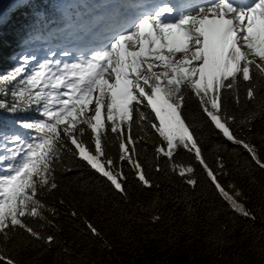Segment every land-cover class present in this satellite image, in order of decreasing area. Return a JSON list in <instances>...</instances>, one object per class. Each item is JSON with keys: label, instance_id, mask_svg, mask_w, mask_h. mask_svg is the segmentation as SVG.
Masks as SVG:
<instances>
[{"label": "snow or ice", "instance_id": "snow-or-ice-1", "mask_svg": "<svg viewBox=\"0 0 264 264\" xmlns=\"http://www.w3.org/2000/svg\"><path fill=\"white\" fill-rule=\"evenodd\" d=\"M20 9H30L32 22L12 57L13 67L0 73V111L12 117L0 120V264H20L13 254L17 234L49 246L54 242V236L42 235L28 220L54 226L48 217L56 210L41 197L58 187L55 171L63 151L85 161L125 197L124 162L140 183L152 187L139 161L133 125L156 137V159L167 158L187 185L194 188L197 181L186 175L193 173L191 166L173 162L181 148L194 154L234 211L251 216L240 202L242 193L235 185L227 191L205 161L183 108L194 97L210 125L264 171L261 150L231 131L238 119L249 131L258 115L264 119V102L239 118L223 107L225 91L245 82L251 102L256 99L253 81H264V0H202L179 6L168 0H137L118 14L121 19L102 41L70 60L56 58L71 57L67 49H49L43 57L29 49L35 25L50 16L34 0H19ZM6 22L0 16V25ZM235 100L239 105L238 95ZM18 114L25 118L17 119ZM109 133L118 158L108 154ZM217 161L222 170L223 162ZM151 219L156 223L161 217ZM84 224L110 248L91 221Z\"/></svg>", "mask_w": 264, "mask_h": 264}, {"label": "trees", "instance_id": "trees-1", "mask_svg": "<svg viewBox=\"0 0 264 264\" xmlns=\"http://www.w3.org/2000/svg\"><path fill=\"white\" fill-rule=\"evenodd\" d=\"M52 1L34 0V4L50 16ZM27 15L30 9L13 11L11 23L5 25L12 31L0 34V67L9 61L10 55H3L9 44L20 42L25 36L23 18ZM253 83L256 99L251 102L246 99L250 85L245 82L237 90L224 92L223 107L229 114L239 118L264 102V81ZM3 113L0 111V116ZM183 116L219 182L230 193V186L235 185L242 193L240 202L251 216L234 211L194 154L181 148L174 153L173 162L191 166L193 173L186 175L197 181L194 188L187 185L172 170L167 158L156 159L153 151L156 137L146 127L133 125L139 161L152 187L140 183L131 166L124 162L125 197L85 161L63 151L55 171L58 187L41 197L56 210V215L48 217L54 226L44 223L41 227L40 221L28 220L42 235H52L55 240L49 246L44 241L31 240L26 234H17L14 243L18 246L13 254L20 264H264V171L250 161L241 146L228 141L210 125L194 97L185 101ZM1 120L9 121L2 116ZM231 131L255 144L264 158V119L258 115L250 131L238 119ZM107 145L108 154L118 158V147L114 146L111 133ZM218 157L224 165L222 170ZM157 165L160 171L156 170ZM154 215L161 217L156 223L151 219ZM85 219L101 231L110 248L90 234Z\"/></svg>", "mask_w": 264, "mask_h": 264}, {"label": "rangeland", "instance_id": "rangeland-1", "mask_svg": "<svg viewBox=\"0 0 264 264\" xmlns=\"http://www.w3.org/2000/svg\"><path fill=\"white\" fill-rule=\"evenodd\" d=\"M16 2H17V4L19 3V0H16ZM5 16V15H4ZM3 16V17H4ZM7 18V14H6V16H5V19ZM10 30V27H7V28H5V30H4V32H7V31H9ZM3 33V32H2ZM10 47V44H9V46H8V48ZM40 47V49H39V51H38V54L37 55H43L46 51H48L46 48H41L42 46H39ZM5 52V53H4ZM3 52V55L4 54H6V52H8V50L7 51H4Z\"/></svg>", "mask_w": 264, "mask_h": 264}, {"label": "bare ground", "instance_id": "bare-ground-1", "mask_svg": "<svg viewBox=\"0 0 264 264\" xmlns=\"http://www.w3.org/2000/svg\"><path fill=\"white\" fill-rule=\"evenodd\" d=\"M7 3H9V1L4 2V4L2 5V7H3L5 4H7ZM3 15H5L3 9H2V10L0 9V16H3Z\"/></svg>", "mask_w": 264, "mask_h": 264}]
</instances>
